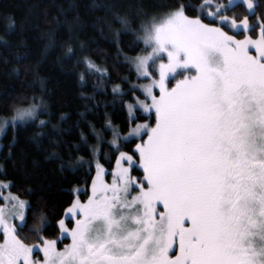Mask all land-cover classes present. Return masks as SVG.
Returning <instances> with one entry per match:
<instances>
[{"label":"snow or ice","instance_id":"snow-or-ice-1","mask_svg":"<svg viewBox=\"0 0 264 264\" xmlns=\"http://www.w3.org/2000/svg\"><path fill=\"white\" fill-rule=\"evenodd\" d=\"M140 7L138 27L113 14L117 40L131 34L129 51L140 49L124 57L137 82L123 77L111 90L113 114L126 116L115 124L106 114L111 139L93 128L94 144L81 134L88 158L69 156V174L87 167L86 189L74 187L62 210L33 209L22 198L31 189L13 193L0 169V264H264V0ZM20 100L27 107L0 115V133L47 108Z\"/></svg>","mask_w":264,"mask_h":264},{"label":"trees","instance_id":"trees-1","mask_svg":"<svg viewBox=\"0 0 264 264\" xmlns=\"http://www.w3.org/2000/svg\"><path fill=\"white\" fill-rule=\"evenodd\" d=\"M169 2L0 0V115L11 116L13 107L21 104V96L42 98L47 105L35 120L18 124L15 130L9 126L0 139V169L6 172V180L17 186L13 193L31 189V194L22 198L30 200L33 209L42 210L46 203L50 212L62 210L72 198L74 187L86 189L83 172L87 167L79 174H69L67 167L70 155L88 158L87 148L79 147L83 144L81 134L88 138V145L96 142L93 128L109 140L111 132L104 128L106 114L115 124L126 116V110L113 114L111 90L123 77L129 78V84L137 82L134 68L124 57L135 56L140 49L129 51L134 39L131 34L117 40L115 31L120 24L113 21V14L127 15L133 27H138L143 19L137 15L140 6L154 15L166 11L158 6ZM188 2L198 5L203 0ZM8 17L12 18L11 28ZM69 46L75 55L67 52ZM85 58L106 69L111 80L90 71L83 63ZM129 84L124 87L127 89ZM23 106L27 107V101ZM40 120L46 121V126H40ZM132 149L134 144H129L127 150ZM102 162L111 172L114 160ZM37 215L34 212L29 219L30 228ZM22 235L28 237L29 244L35 243L27 231Z\"/></svg>","mask_w":264,"mask_h":264},{"label":"rangeland","instance_id":"rangeland-1","mask_svg":"<svg viewBox=\"0 0 264 264\" xmlns=\"http://www.w3.org/2000/svg\"><path fill=\"white\" fill-rule=\"evenodd\" d=\"M253 52H254V50H253ZM142 98H143V97H142ZM38 113H39V110H38ZM38 113H37V115H38ZM145 115H146V114H145ZM18 124H19V123H18ZM23 124H24V123H23ZM9 126H10V125H9ZM9 126H7V127L5 128V130L3 131V133H0V139H1V137L3 136V134H4L5 131H6V129H7ZM110 173H111V172H109V176L107 177V180H108L109 183L111 182V179H112ZM94 174H95V173H94ZM7 194H8V190L5 189V190L3 191V195H7Z\"/></svg>","mask_w":264,"mask_h":264},{"label":"flooded vegetation","instance_id":"flooded-vegetation-1","mask_svg":"<svg viewBox=\"0 0 264 264\" xmlns=\"http://www.w3.org/2000/svg\"><path fill=\"white\" fill-rule=\"evenodd\" d=\"M3 242V238H2V234H0V243H2ZM70 241H68V240H65L64 241V243H69ZM64 243H61L60 245H59V248L60 249H63V247H64ZM34 258H42V254H40L39 255V257H36V256H34Z\"/></svg>","mask_w":264,"mask_h":264},{"label":"clouds","instance_id":"clouds-1","mask_svg":"<svg viewBox=\"0 0 264 264\" xmlns=\"http://www.w3.org/2000/svg\"><path fill=\"white\" fill-rule=\"evenodd\" d=\"M16 106H23V105H15V106L13 107V109H14Z\"/></svg>","mask_w":264,"mask_h":264}]
</instances>
